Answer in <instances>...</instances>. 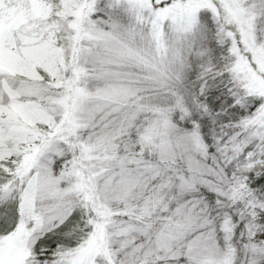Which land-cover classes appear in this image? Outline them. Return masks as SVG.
Masks as SVG:
<instances>
[{
	"label": "snow or ice",
	"instance_id": "1",
	"mask_svg": "<svg viewBox=\"0 0 264 264\" xmlns=\"http://www.w3.org/2000/svg\"><path fill=\"white\" fill-rule=\"evenodd\" d=\"M0 264H264V0H0Z\"/></svg>",
	"mask_w": 264,
	"mask_h": 264
}]
</instances>
